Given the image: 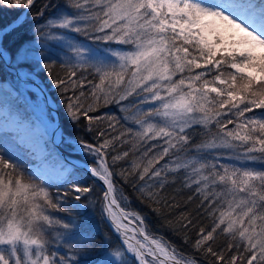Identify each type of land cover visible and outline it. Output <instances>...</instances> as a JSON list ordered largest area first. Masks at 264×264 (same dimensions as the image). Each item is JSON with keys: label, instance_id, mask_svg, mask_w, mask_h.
I'll use <instances>...</instances> for the list:
<instances>
[{"label": "snow or ice", "instance_id": "snow-or-ice-1", "mask_svg": "<svg viewBox=\"0 0 264 264\" xmlns=\"http://www.w3.org/2000/svg\"><path fill=\"white\" fill-rule=\"evenodd\" d=\"M0 264H264V0H0Z\"/></svg>", "mask_w": 264, "mask_h": 264}, {"label": "trees", "instance_id": "trees-1", "mask_svg": "<svg viewBox=\"0 0 264 264\" xmlns=\"http://www.w3.org/2000/svg\"><path fill=\"white\" fill-rule=\"evenodd\" d=\"M55 71L59 72L62 70L57 68L55 69ZM101 111L105 112V111H108V109L102 108ZM112 114L119 115V113L115 111V106H112ZM61 120H62V123L66 122V118L63 116L62 112H61ZM62 147H63V150L69 156L78 158L77 154L71 151L70 146H62ZM221 162H224V161H221ZM178 188H179V185L175 187H169L165 193V195H167L168 197H175V201L179 205V207L168 210L170 215L172 216V218H177L181 215V213L190 212L195 217V210L198 204V200L194 199L191 203H189L188 196L191 195V192L188 189H183V190L178 191L177 190ZM52 191L55 192L56 188L53 187ZM131 208L137 211H141L142 213H145L147 215V222L149 224V228L151 229V231L159 235L165 236L167 239L175 243L180 248L181 251H184L189 255L196 256V254L192 252L187 246L183 245L182 241L178 237L173 236L172 233L168 231L167 228L161 227L159 219L153 213H151L150 210L146 206L140 204L138 201H134L131 205ZM94 222H95V226L97 227L101 235L110 231L108 224L106 222L100 221L98 215L94 218ZM208 223L209 221L203 217L199 218L198 220L199 225H207ZM224 243H225V240L223 237L217 240V246L223 245ZM196 258L200 259L199 256H196Z\"/></svg>", "mask_w": 264, "mask_h": 264}, {"label": "water", "instance_id": "water-1", "mask_svg": "<svg viewBox=\"0 0 264 264\" xmlns=\"http://www.w3.org/2000/svg\"><path fill=\"white\" fill-rule=\"evenodd\" d=\"M54 113L57 115V118H58V120H59V123H62V120H61V112H60V113H56V112H54ZM59 151H61V152L64 154V156L67 157L68 160H70L72 163H74V164H80L81 166L83 165V161H82V160H80V159H78V158H75V157H71V156H69V155L63 150V147H62V146L59 148Z\"/></svg>", "mask_w": 264, "mask_h": 264}, {"label": "rangeland", "instance_id": "rangeland-1", "mask_svg": "<svg viewBox=\"0 0 264 264\" xmlns=\"http://www.w3.org/2000/svg\"><path fill=\"white\" fill-rule=\"evenodd\" d=\"M35 99H36V97L35 96H33V100L35 101ZM53 115L55 116V113H53Z\"/></svg>", "mask_w": 264, "mask_h": 264}, {"label": "bare ground", "instance_id": "bare-ground-1", "mask_svg": "<svg viewBox=\"0 0 264 264\" xmlns=\"http://www.w3.org/2000/svg\"><path fill=\"white\" fill-rule=\"evenodd\" d=\"M55 116L57 117V115L55 114ZM57 123H59V120H58V118H57Z\"/></svg>", "mask_w": 264, "mask_h": 264}]
</instances>
